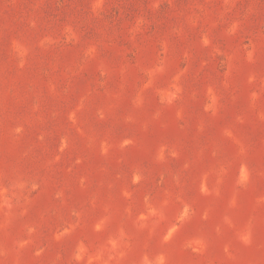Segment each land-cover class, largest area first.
Listing matches in <instances>:
<instances>
[{"label":"rangeland","instance_id":"1","mask_svg":"<svg viewBox=\"0 0 264 264\" xmlns=\"http://www.w3.org/2000/svg\"><path fill=\"white\" fill-rule=\"evenodd\" d=\"M0 264H264V0H0Z\"/></svg>","mask_w":264,"mask_h":264}]
</instances>
